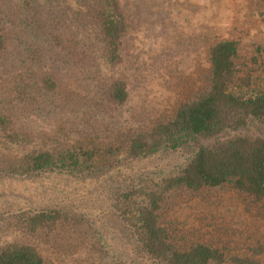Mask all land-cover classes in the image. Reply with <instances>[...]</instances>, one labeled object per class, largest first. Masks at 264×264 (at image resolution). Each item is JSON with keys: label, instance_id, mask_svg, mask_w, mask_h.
<instances>
[{"label": "rangeland", "instance_id": "rangeland-1", "mask_svg": "<svg viewBox=\"0 0 264 264\" xmlns=\"http://www.w3.org/2000/svg\"><path fill=\"white\" fill-rule=\"evenodd\" d=\"M120 1L131 33L124 63L111 68L94 18L88 12L80 14L75 3L34 0L32 10L25 0H0V28L8 37L7 48L0 53V109L11 117L14 130L27 135L20 145H8L0 137V155L24 161L37 153L78 146L117 147L126 135L152 126L183 96L200 88L201 75L210 67L208 45L194 51L186 48L185 40L208 31H215L220 40L240 42L242 62L249 69L260 65L253 77L264 88V0ZM59 33L63 46L54 40ZM253 59L258 66L251 64ZM119 75L131 87L130 102L123 108L108 99L109 82ZM47 76L58 81L60 96L44 90ZM192 83L197 86L193 90ZM214 143L200 141L206 146ZM197 150L198 144H191L145 159H130L120 152L111 160L115 165L96 177L64 171L0 178V217L71 209L88 217L102 236L97 248L65 255L40 239L5 228L0 246H34L51 264H152L115 210V194L139 178L174 169ZM237 197L230 192L216 200L171 201L164 227L177 241L215 242L232 255H248L251 246L262 242L259 249L264 255V219L248 213Z\"/></svg>", "mask_w": 264, "mask_h": 264}, {"label": "trees", "instance_id": "trees-1", "mask_svg": "<svg viewBox=\"0 0 264 264\" xmlns=\"http://www.w3.org/2000/svg\"><path fill=\"white\" fill-rule=\"evenodd\" d=\"M33 1L25 0L35 10ZM68 1L78 6L80 14L88 12L94 18L96 35L108 66H121L131 33L121 1ZM61 34L54 35L59 46H63ZM200 35L186 39V48L198 51L202 44L208 45L209 70L202 73L200 88L183 96L172 112L152 126L126 135L117 147L78 146L57 153H37L24 161L0 155V178L64 171L96 177L105 167L115 165L111 160L120 152L130 159H145L198 144V150L183 164L139 178L116 193L115 210L132 229L145 258L152 264H262L264 255L259 249L262 242H257V247L251 246L248 255H232L229 249L215 242L177 241L164 227L169 202L187 197L216 200L230 192L238 196L240 205L248 213L264 219V88L253 77L261 67L257 59L251 63L255 67L259 65L257 69H249L242 62L240 42L220 40L215 31ZM7 45V34L0 28V53ZM180 48L184 50L181 45ZM42 83L51 95H61V87L53 77H45ZM192 84L193 90L197 86ZM108 99L116 107L129 104L131 87L125 76L119 75L109 82ZM0 110V137L6 144L20 145L27 141V135L14 130L11 117ZM205 140L215 143L213 146L200 144ZM5 228L40 239L65 255H78L102 243L100 231L93 222L71 209L11 213L7 218L0 217V234ZM245 238L253 239L248 235ZM0 264L51 263L34 246L11 244L0 246Z\"/></svg>", "mask_w": 264, "mask_h": 264}]
</instances>
